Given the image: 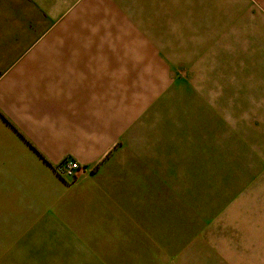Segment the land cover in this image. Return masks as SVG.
Masks as SVG:
<instances>
[{"label": "rangeland", "instance_id": "rangeland-1", "mask_svg": "<svg viewBox=\"0 0 264 264\" xmlns=\"http://www.w3.org/2000/svg\"><path fill=\"white\" fill-rule=\"evenodd\" d=\"M44 1L38 40L125 59L143 113L103 192L0 208V264H264V0Z\"/></svg>", "mask_w": 264, "mask_h": 264}, {"label": "crops", "instance_id": "crops-1", "mask_svg": "<svg viewBox=\"0 0 264 264\" xmlns=\"http://www.w3.org/2000/svg\"><path fill=\"white\" fill-rule=\"evenodd\" d=\"M42 1L31 11L24 0H0V208L54 217L103 192L94 170L137 137L143 110L125 59L95 56L103 48L94 43L38 40L46 24L29 9L42 16ZM65 159L84 169L71 186L55 172Z\"/></svg>", "mask_w": 264, "mask_h": 264}, {"label": "built area", "instance_id": "built-area-1", "mask_svg": "<svg viewBox=\"0 0 264 264\" xmlns=\"http://www.w3.org/2000/svg\"><path fill=\"white\" fill-rule=\"evenodd\" d=\"M83 168L80 164L73 160H65L59 167H57L56 171L65 177L67 180H74Z\"/></svg>", "mask_w": 264, "mask_h": 264}]
</instances>
